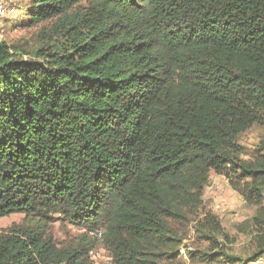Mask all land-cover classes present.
<instances>
[{"label":"trees","instance_id":"1","mask_svg":"<svg viewBox=\"0 0 264 264\" xmlns=\"http://www.w3.org/2000/svg\"><path fill=\"white\" fill-rule=\"evenodd\" d=\"M25 11L38 43L0 39V217L24 214L0 234V264H88L85 234L61 248L47 233L54 213L101 228L114 264L264 256V138L251 159L237 142L264 119V0H29ZM211 172L263 217L244 259L219 250L228 236L209 210L194 228L219 252L183 242Z\"/></svg>","mask_w":264,"mask_h":264},{"label":"rangeland","instance_id":"2","mask_svg":"<svg viewBox=\"0 0 264 264\" xmlns=\"http://www.w3.org/2000/svg\"><path fill=\"white\" fill-rule=\"evenodd\" d=\"M9 9L8 13L0 21V39L4 38L12 47L30 46L38 43L40 38V25L29 27L26 25V8L29 0H0ZM28 58L25 55L24 58ZM264 138V119L261 123L252 125L248 130L240 134L237 139L242 149L241 157L251 159L256 157V150L259 142ZM222 203L220 209H215L216 204ZM264 205V198H263ZM206 210L218 216L225 234V238H218V248L223 249L227 254H232L240 259L249 256L253 251V237L257 230L254 218L261 217L257 205L246 202L243 197L235 191L228 180L220 174L211 172L208 182L202 195V205L195 218H190L189 224L184 229V244H188L189 249H201L209 254H217L218 248L210 249L209 243H203L195 231V223L200 218V214ZM58 213L53 214L52 221L47 225V233L54 239L58 247H66L75 243L82 234H85L91 242V249L88 252V264H114L110 252L104 247L102 229L88 231L87 228L79 224L70 223L63 220ZM194 220V221H193ZM24 221V214L11 213L0 217V234L7 233L11 226L21 224ZM100 233V236L90 234ZM183 253L184 250H181ZM186 258V256H185ZM221 258V257H220ZM187 259V258H186ZM260 259H264L262 256ZM258 260V259H257ZM256 261V260H255ZM249 263V262H248ZM247 263V264H248ZM186 264H227L223 261H209L205 263H192L189 260Z\"/></svg>","mask_w":264,"mask_h":264},{"label":"built area","instance_id":"3","mask_svg":"<svg viewBox=\"0 0 264 264\" xmlns=\"http://www.w3.org/2000/svg\"><path fill=\"white\" fill-rule=\"evenodd\" d=\"M8 6H6L3 2L0 1V21H2V18L5 17V15L8 13L9 9L7 8ZM222 203L216 204L215 209H220ZM90 234L99 237L100 233H93L91 232ZM258 261L260 262V264H264L263 263V259H258Z\"/></svg>","mask_w":264,"mask_h":264},{"label":"crops","instance_id":"4","mask_svg":"<svg viewBox=\"0 0 264 264\" xmlns=\"http://www.w3.org/2000/svg\"><path fill=\"white\" fill-rule=\"evenodd\" d=\"M263 263H264V261H263ZM248 264H260V262L258 260H256V261L249 262Z\"/></svg>","mask_w":264,"mask_h":264}]
</instances>
